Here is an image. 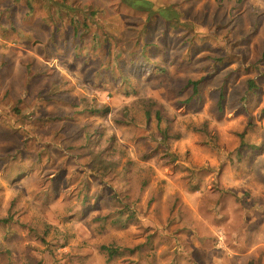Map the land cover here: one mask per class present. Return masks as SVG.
Returning a JSON list of instances; mask_svg holds the SVG:
<instances>
[{
    "label": "rangeland",
    "instance_id": "obj_1",
    "mask_svg": "<svg viewBox=\"0 0 264 264\" xmlns=\"http://www.w3.org/2000/svg\"><path fill=\"white\" fill-rule=\"evenodd\" d=\"M152 9L0 0V264H264V0Z\"/></svg>",
    "mask_w": 264,
    "mask_h": 264
},
{
    "label": "trees",
    "instance_id": "obj_2",
    "mask_svg": "<svg viewBox=\"0 0 264 264\" xmlns=\"http://www.w3.org/2000/svg\"><path fill=\"white\" fill-rule=\"evenodd\" d=\"M123 1H124L125 6L128 7L129 9H132L134 12H142V13H153L154 12V13H157V12L153 11V9H152L154 0H123ZM160 15L162 16V18H164V16H165V14H163V13H161ZM167 27H171V26L169 24L166 26V24H165V28H164L165 35H169L170 32L172 31V30L168 31ZM138 43L139 44L141 43L140 40ZM133 60L134 59L132 58V61L130 62L131 65L134 64ZM147 61H148L149 66H151L154 71L156 70V74H162L163 72L165 73L166 70L164 68H162V66L156 62L155 58L150 57L147 59ZM123 70L124 71L122 74V79H124L126 81V78L128 76H127L126 70L124 68H123ZM112 78H113L112 83L117 81V79H115L114 76H112ZM100 79H105V78H100ZM187 81H188L187 84L184 86L191 87V95H190V98H188V100L192 101L195 97H197L201 93L199 90V85H200L201 80L195 79V78H188ZM224 90H225V88L223 86L221 88V92H220V102H219L220 105H222V100L225 98V91ZM84 108H85V109H83V110H85L84 112L89 111V110H86L88 108V106H85ZM88 109H91V112H93L95 114H104V113H108L110 111V106L105 105V106L99 107V106L95 105V106H92L91 108H88ZM74 111H76V110H74ZM64 114L66 115V112H64ZM61 116H63V115H61ZM67 117H70V116H67ZM105 151H106V149H105ZM101 152H102V154H104V151L101 150ZM40 157H42V155ZM97 157H99V156H97ZM99 159H101L99 162L102 163L103 169L108 170L107 167H109L110 164H112V163H113V165L111 166V168L113 169V166H114L113 160H108L110 162H107V161L103 160V158L99 157ZM23 161H24V159H23ZM36 164L40 165L41 162L38 161ZM32 167H34V166H32ZM31 169H33V168H31ZM87 201L88 200H85V204L89 203ZM121 213H123V211ZM121 213L118 216H114V218L112 219V223H114V225H117L120 227H125L126 222H124L122 224V221L124 219L123 218L124 214H121ZM103 219H104V221H106L107 219H109V216H108V218L104 217ZM101 248L108 255L109 260H111L115 256L123 253V252H121L120 248H118V246H115V245H102Z\"/></svg>",
    "mask_w": 264,
    "mask_h": 264
}]
</instances>
